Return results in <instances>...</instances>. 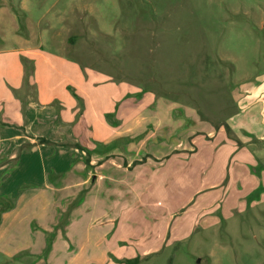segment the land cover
Listing matches in <instances>:
<instances>
[{
	"label": "rangeland",
	"instance_id": "rangeland-1",
	"mask_svg": "<svg viewBox=\"0 0 264 264\" xmlns=\"http://www.w3.org/2000/svg\"><path fill=\"white\" fill-rule=\"evenodd\" d=\"M0 5L11 9L22 35L28 32L35 41L41 36L48 46L53 32L60 52L74 44L82 66L181 112L189 109L196 123L193 135L188 138L187 130L180 136L187 151L155 161L142 148L128 171H113L119 183L112 188L106 182L102 190L81 187L82 194L97 193L100 205L107 200L108 213L99 217L89 209V196L71 202L65 212L78 209L82 225L73 237H61L62 246L52 244L55 230L33 256L23 227L3 234L0 264H95L94 255L101 253L94 250L95 232L108 233L97 244L108 252L104 264H264V140L256 138L264 136V0ZM66 219L61 216L62 226ZM178 224L186 230L180 236ZM137 226L142 235H133ZM149 245L158 250L145 257L142 249Z\"/></svg>",
	"mask_w": 264,
	"mask_h": 264
},
{
	"label": "crops",
	"instance_id": "crops-1",
	"mask_svg": "<svg viewBox=\"0 0 264 264\" xmlns=\"http://www.w3.org/2000/svg\"><path fill=\"white\" fill-rule=\"evenodd\" d=\"M44 41L19 33L11 9L0 5V239L23 227L32 239L27 248L33 256L55 230L53 246H62L63 235H76L83 216L78 209L65 212L71 202L89 196V209L100 212L99 217L108 213L107 200L106 206L100 205L97 193L82 194L81 187L91 184L102 190L106 182L105 188H112L119 183L113 171H128L142 148L155 161L170 151H187L180 136L189 130V138L196 124L191 110L181 112L178 105L140 95L137 87L82 66L74 44L66 54L60 52L53 32L46 39L51 48ZM23 59L32 62L30 77H25ZM256 138L264 140L261 134ZM112 155L119 157L115 161ZM187 172L192 173L191 168ZM63 215L67 221L62 226ZM138 227L133 235H142ZM174 227L179 236L186 231L180 224ZM90 228L93 231V224ZM93 235L94 250L101 253L92 261L104 264L108 252L97 244L108 233ZM155 248L149 245L142 253L147 257L151 250L157 252Z\"/></svg>",
	"mask_w": 264,
	"mask_h": 264
},
{
	"label": "trees",
	"instance_id": "trees-1",
	"mask_svg": "<svg viewBox=\"0 0 264 264\" xmlns=\"http://www.w3.org/2000/svg\"><path fill=\"white\" fill-rule=\"evenodd\" d=\"M22 61H23L24 69H25V77H30L31 73H32V69H33L32 62L28 61L26 59H23ZM87 163H88V161H87ZM132 264H137V261L132 263Z\"/></svg>",
	"mask_w": 264,
	"mask_h": 264
}]
</instances>
